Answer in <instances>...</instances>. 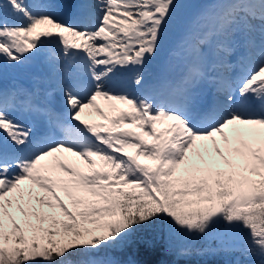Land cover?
I'll use <instances>...</instances> for the list:
<instances>
[{"label":"snow or ice","instance_id":"1","mask_svg":"<svg viewBox=\"0 0 264 264\" xmlns=\"http://www.w3.org/2000/svg\"><path fill=\"white\" fill-rule=\"evenodd\" d=\"M49 7L0 0V264H173L187 252L156 245L161 222L242 237L264 264V0L191 16L183 0H77L71 21ZM173 28L184 70L153 82ZM42 55L67 117L5 83Z\"/></svg>","mask_w":264,"mask_h":264},{"label":"trees","instance_id":"2","mask_svg":"<svg viewBox=\"0 0 264 264\" xmlns=\"http://www.w3.org/2000/svg\"><path fill=\"white\" fill-rule=\"evenodd\" d=\"M155 237L158 247L167 244L173 249H183L187 252L184 256L166 257L173 264H256L259 259L243 252L244 240H241L238 248L224 247L217 244L216 239H210V234L203 236L174 231L169 229L165 222L156 227ZM110 254V250H105L97 258H106Z\"/></svg>","mask_w":264,"mask_h":264},{"label":"rangeland","instance_id":"3","mask_svg":"<svg viewBox=\"0 0 264 264\" xmlns=\"http://www.w3.org/2000/svg\"><path fill=\"white\" fill-rule=\"evenodd\" d=\"M201 1H203V3H207V0H194V2H191L189 4H187L185 1H183L185 7L182 9V11L184 13H186L188 16H191L192 14L197 12L201 7L204 6V4H201ZM36 3H38V4L42 3V0H36ZM181 38H182V31L180 29L173 28L170 30V39H169L168 44L154 59L156 61L153 64H151L148 68L151 81H153L154 67H155L157 60L161 57V55H163L169 51L168 50L169 47H175L178 44V42L181 40ZM47 51H48V49H45V52H47ZM44 59H45V57L43 58V62H44ZM33 62H34V60H30L28 62V64L25 65L24 70L15 74L13 77L18 84H20L24 87H27V88L33 89V90L38 89V91H36V94H35V103H37V105L42 107V106H45V104L54 95V84L56 83V79H55V77H53L49 73L46 66H43V64H38V63L33 65ZM33 66L36 68H42L41 72L40 73L31 72L33 70ZM35 77H40V80L39 81L35 80L34 79ZM11 82H12V80H10V82L8 81L9 84ZM103 106H105V105H103ZM117 108L125 109L126 106L117 104ZM103 110L105 112L109 111L107 107H106V109H103ZM114 114L115 113H110V115H114ZM90 117H91V120L95 123H105V124L108 123L107 120H104L102 117H100L99 115H96L94 113H92ZM125 127L130 128L134 131H139L138 128H134L128 122L125 123ZM163 127H166V125H158V130L163 128ZM146 139H148V138L146 137ZM141 162L142 163H149V164L153 163L152 161H145V160H143V158H141ZM100 163L101 162L97 161V167L100 166ZM210 239H216V243L219 244L220 246L233 247V248L234 247L238 248L241 240H243L242 237H238V238L222 237L218 234H210ZM100 258H102V257H100Z\"/></svg>","mask_w":264,"mask_h":264},{"label":"bare ground","instance_id":"4","mask_svg":"<svg viewBox=\"0 0 264 264\" xmlns=\"http://www.w3.org/2000/svg\"><path fill=\"white\" fill-rule=\"evenodd\" d=\"M56 5H59V0H58V1L56 0V2H53V0H51V8H50L48 11L51 12V10H52ZM68 6H69L68 4H65V5H64V7H68ZM56 7H59V6H56ZM152 61H153V60H151V61L149 62V64L152 63ZM183 70H184V69L174 70V72L177 74L178 78L180 77V75H181V73L183 72ZM131 75H132L131 73H126V74H124V76L122 77L124 84H125L126 86H128V89H129L130 91L134 90V89L130 86V77H131ZM55 86L58 87L57 84H55ZM57 93H58V94H54V99L58 100V107L61 108V106H63V101H59V98H60V97L63 98V97H62V94L60 93L59 89H58V92H57ZM56 96H57V97H56ZM97 103H98V105H99L102 109H106L107 106H106V104H105L104 101H102V100H98ZM103 105H105V106H103ZM89 113L92 114V113H94V112H92V110H90V109H86V110H85V114L83 115L82 118L85 119L87 122H93V121L91 120V117H90L91 115H89ZM94 114H95V113H94ZM17 116H18L19 118L23 119L24 122H25V121H29V120L27 119V117L21 116L20 114H18ZM30 121H31V124L34 123L32 119H30Z\"/></svg>","mask_w":264,"mask_h":264}]
</instances>
